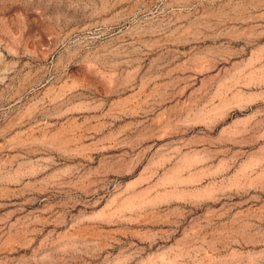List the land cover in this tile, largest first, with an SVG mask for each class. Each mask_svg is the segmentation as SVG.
<instances>
[{
	"label": "rangeland",
	"instance_id": "1",
	"mask_svg": "<svg viewBox=\"0 0 264 264\" xmlns=\"http://www.w3.org/2000/svg\"><path fill=\"white\" fill-rule=\"evenodd\" d=\"M176 1L0 0V264H264V0Z\"/></svg>",
	"mask_w": 264,
	"mask_h": 264
},
{
	"label": "bare ground",
	"instance_id": "2",
	"mask_svg": "<svg viewBox=\"0 0 264 264\" xmlns=\"http://www.w3.org/2000/svg\"><path fill=\"white\" fill-rule=\"evenodd\" d=\"M196 0H181V1H176L177 3H175V5L179 6V7H182V8H186L190 5H192ZM215 1V0H214ZM217 2V1H216ZM174 6V5H173ZM196 6V5H195ZM189 11V10H188ZM191 12V11H190ZM192 13V12H191ZM189 15V14H188ZM187 14H183V13H180L178 15L179 19H185L187 18L188 16ZM189 17V16H188ZM188 19V18H187ZM39 84V83H38ZM16 123L15 121H10L8 123L7 126L3 127L1 130H0V139L5 135H7L14 127H15Z\"/></svg>",
	"mask_w": 264,
	"mask_h": 264
}]
</instances>
